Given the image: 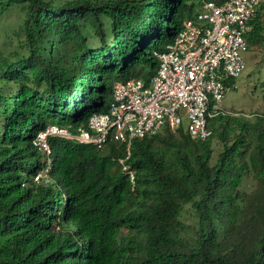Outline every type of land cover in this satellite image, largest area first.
Returning <instances> with one entry per match:
<instances>
[{"label":"trees","instance_id":"16d2710c","mask_svg":"<svg viewBox=\"0 0 264 264\" xmlns=\"http://www.w3.org/2000/svg\"><path fill=\"white\" fill-rule=\"evenodd\" d=\"M201 3L0 0L23 14V52L0 64V264H264V95L251 119L209 120L204 141L183 128L132 141L134 186L124 145L52 138L47 156L33 144L106 112L115 82L148 81ZM262 6L248 45L264 39Z\"/></svg>","mask_w":264,"mask_h":264},{"label":"built area","instance_id":"2783aa9c","mask_svg":"<svg viewBox=\"0 0 264 264\" xmlns=\"http://www.w3.org/2000/svg\"><path fill=\"white\" fill-rule=\"evenodd\" d=\"M262 5L264 0H202L165 50L154 54L158 67L148 81L115 82L106 112L94 113L76 127L47 126L34 146L49 156L52 138L100 150L109 142L124 145L126 154L118 163L134 186L136 174L128 164L132 141L179 128L195 140L210 137L209 120L226 114L221 102L229 81L245 69L247 36ZM49 166L32 182L48 183Z\"/></svg>","mask_w":264,"mask_h":264},{"label":"rangeland","instance_id":"374dc122","mask_svg":"<svg viewBox=\"0 0 264 264\" xmlns=\"http://www.w3.org/2000/svg\"><path fill=\"white\" fill-rule=\"evenodd\" d=\"M261 9L259 15L264 31V11ZM22 16V11L19 9L11 8L8 11H2L0 6V64L4 58L15 59L16 53L23 52L20 48L23 35L19 34ZM243 57L246 62L245 69L233 80L234 83L231 84L221 102V108L227 113L226 115L251 119L263 109L264 39L260 44L249 45V50L243 54ZM221 148V144L214 140L212 164L216 162ZM56 153L57 150L54 148L53 156H56ZM184 216L192 220L189 211H186Z\"/></svg>","mask_w":264,"mask_h":264}]
</instances>
